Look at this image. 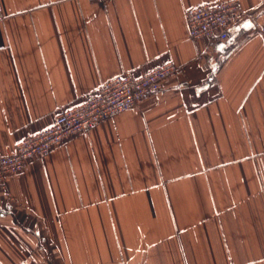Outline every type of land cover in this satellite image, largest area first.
<instances>
[{
    "label": "crops",
    "instance_id": "crops-1",
    "mask_svg": "<svg viewBox=\"0 0 264 264\" xmlns=\"http://www.w3.org/2000/svg\"><path fill=\"white\" fill-rule=\"evenodd\" d=\"M0 0V154L99 84L165 62L138 104L33 156L0 191V264H264V0Z\"/></svg>",
    "mask_w": 264,
    "mask_h": 264
},
{
    "label": "built area",
    "instance_id": "built-area-1",
    "mask_svg": "<svg viewBox=\"0 0 264 264\" xmlns=\"http://www.w3.org/2000/svg\"><path fill=\"white\" fill-rule=\"evenodd\" d=\"M184 11L192 38L208 36L222 40L228 36L229 26L239 19L241 6L239 0H218ZM260 30L264 33V26ZM176 69L169 61L143 75L134 76L124 71L102 81L97 90L87 94L81 102L59 111L51 125L19 139L11 153L0 154V191L5 188L7 178L20 172L29 158L48 152L65 137L86 132L108 117L138 104L143 96L157 93L165 78Z\"/></svg>",
    "mask_w": 264,
    "mask_h": 264
}]
</instances>
